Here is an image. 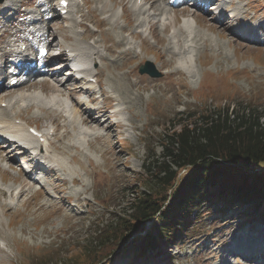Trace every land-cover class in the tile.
<instances>
[{"label":"rangeland","instance_id":"374dc122","mask_svg":"<svg viewBox=\"0 0 264 264\" xmlns=\"http://www.w3.org/2000/svg\"><path fill=\"white\" fill-rule=\"evenodd\" d=\"M9 1L15 2V8L13 7V11L8 13L9 18L7 20L0 21V36L6 31V28L2 27L3 25L14 24L13 21L16 23L15 26L13 25V30L11 25H8L7 32H10L9 35L11 36L6 33L0 39L4 41L0 44V54L1 52L6 53L4 51L6 49H11L10 41L16 42L13 40L24 38L21 28L16 32L17 34L15 30L24 23L28 24L30 19L37 18L38 14L34 11L36 8H40V4L45 5L52 2L55 9L57 5V0H46L47 3L45 0H32L31 4L28 0ZM102 1L107 7H113L111 0ZM134 1L136 0L131 1V5H134ZM160 1L159 3L164 7V12L169 14L161 15L162 17L157 16L147 12V5L142 7L146 10L147 15L140 18L139 27L136 25L132 28L133 31L141 32L143 38L139 39H133V37L131 39L123 35L125 33L120 32L117 28L127 29L131 32V26L135 23L129 12H127L129 14L127 21L129 26L123 22L124 20L119 19L120 6H124L123 0H117L116 5L119 6L112 8L113 13L118 16L117 21H115L117 27L111 28L105 23V26L101 28L100 35L96 34L89 40L85 36L92 33L93 30L92 26L86 23H91L93 29L95 28L94 23L86 21L84 22L85 26L74 25L72 29H66L71 25L67 24L66 20L59 18L55 11V13L53 12L54 16L50 22L58 23L52 26L51 32L55 34L54 38L56 37L60 42L64 43L61 37L71 34L72 31L76 33V38L81 41L82 45L89 46L94 42L98 46L103 45V49L98 48L103 61L99 64V59L96 60L95 67L101 65L104 73L103 88L109 94L112 93L111 90L109 91L108 84H105L107 79L111 82L120 83L123 87L121 91L124 93V97H127L126 90L129 82L126 78H120L131 66L135 67V77L131 78V82L135 81L136 77H141L138 86L140 88L146 86L147 90L141 93L138 101L134 103V107L132 106L131 113L133 116H129L125 112L118 115L123 118L122 122L124 121L125 124L131 122L134 127L131 129L124 126L122 133L114 130L113 133L116 136L102 139L97 144H93L92 149L89 147V143L93 136L81 134V132H90L86 130L87 128L78 125L76 128L79 133H75L63 123L65 128L71 131L75 137L72 141L79 144V152L69 150V154L63 156L51 154L49 157L53 159V162L62 163L61 166L54 163L59 171L50 174L47 179H45L46 174L44 172L37 176L29 174L24 169L26 165L24 159L21 160L14 149H6L4 141H0L1 150H5L7 159L14 163L12 168L7 169L9 163L0 161V180L6 181L5 184L0 181V190L2 188L5 190V187L16 190L17 185L12 184L14 179L20 180V182L24 179H35L37 182L32 187L33 189H27L22 198L19 199L20 201L16 198L17 196L8 197L7 194L3 197V192L0 191V264H78L82 261L83 257L75 259V257L69 258L68 256L73 257L81 254L82 248L87 246L86 244L93 236L92 230H94L96 219L101 218L103 213H108L105 207L118 208L117 204L125 202L123 191L135 190L137 187L139 190L141 189L139 183L145 186L149 185V180L144 178L142 163L153 153L159 155L160 149L155 148V146L159 141L158 137L164 131L171 130L173 126L174 129L178 128L179 119L175 117L176 113L187 108L189 110L196 109L201 107L200 104L202 103L203 107L206 108L205 110L208 111H213L215 106L222 108L224 105L230 104L231 108L250 106L253 109L256 107L258 108L255 109L257 112L264 114V40L249 43L248 37L241 38L232 31L235 24L230 18V15H237L238 18L244 15L254 17L256 19L249 23L241 18L243 25L252 26V22H256L261 23L264 27V0H223V6L228 7L230 4V10L219 15L211 13L214 6L210 7V4L201 9H191L186 6L187 4H181L178 7H168V10L165 6L166 3L163 0L161 1L163 3ZM75 4L80 6L79 11L88 20L96 19V22L101 20L102 16L98 12H95V15L92 13L96 6L95 0H89V5L86 8L82 7L80 0H76ZM181 8H185L184 10H187L189 14H193L194 19H197L196 21L204 19L209 23H216L214 30L209 32L206 27L195 28V25L194 28H190L192 26L186 27L184 26L187 24L185 17L184 20L178 17L176 19L178 23H176L172 19V10H182ZM25 10L28 14L21 16ZM125 10L127 11V9ZM18 16L20 17L18 18ZM74 16H76L75 13ZM45 17H47L45 21L51 18L47 14ZM222 21H225V25L228 26L227 30L221 26ZM75 22L79 23L77 18ZM154 23H156L155 26ZM189 24H192L190 20ZM166 25L169 26L167 30L169 32L162 30ZM35 26H37L36 28L42 27V25ZM86 26L85 35L81 37L84 29L80 27L85 28ZM149 27H151L150 33L157 30L156 34L161 39H167V42L158 45L155 38L147 34ZM253 37L259 38L256 34ZM39 38L41 39V35ZM119 38H124L126 45L115 48ZM24 39L25 43H36V39H33L32 36ZM168 42H170L169 46ZM19 47L21 48V43H17L16 48ZM123 47L131 48L130 58L136 55L138 59L120 72L116 69L125 62L124 57H118L120 53L124 52ZM55 49L58 48L53 46L49 51H55ZM110 49H113L114 55L104 51ZM146 60L151 63L156 73L161 74L159 77L150 78L147 74H138V67L143 65ZM162 60L169 63V66L163 68ZM56 67L49 69V71L45 69L46 73H43V77L33 79L37 82L45 80L49 84L52 83V80L62 83L61 80L64 78L63 76H66V73H57ZM146 70L150 71V67L147 66ZM48 73L53 77L46 75ZM31 82L32 80H28V83ZM43 86L45 89H49L46 87V83ZM5 89L6 86H1V90L4 92L1 91L3 93L0 95V101L1 96L6 93ZM131 92L134 97L137 96L135 90ZM58 100L60 99L58 98ZM80 100L83 102L82 99ZM60 101L69 109V100L61 98ZM104 104V102L98 101L93 106H103ZM237 104H241V106ZM4 107L5 105L3 107L1 105V109H5ZM87 107L89 106H85V108ZM244 111L247 113L248 110L245 108ZM71 112L70 109L69 113L71 114ZM239 112L241 113L242 109H239ZM9 114L12 115L13 113L9 112ZM24 114L22 111L19 112L20 116ZM28 114L26 117L32 119V123L29 125L31 128L37 127V129H44L45 131L46 128H55L56 126L51 123L50 118L45 117L44 113L31 111ZM183 119L184 117L180 120ZM60 123L62 124L60 121L58 125ZM6 124L9 125H6L7 127L4 125L6 130L7 128L10 130L16 125L19 128L22 126V130L24 129L23 123L19 122L18 118L7 121ZM76 124H79L78 121ZM55 131L56 134L61 135L63 129H55ZM98 132L103 133L104 131ZM89 134H93V132ZM55 140L54 138L50 141L49 148L52 144H57ZM73 155L76 156L78 162L72 164L69 160ZM187 174L188 169L185 172H179L177 182ZM42 177L43 179H41ZM74 178H78L80 181L71 185V180ZM61 179H64L66 183L64 182L63 186L59 187L62 182ZM41 182L44 186L40 184ZM41 187L47 194L40 195V192H37ZM52 188L57 191L55 194L58 196L53 194ZM152 197L156 199L155 196ZM66 198L69 199V202L65 200ZM5 203L12 205L11 209H8ZM252 211H254L253 207H241V209L237 207L235 209L230 208V206L226 207L222 203L206 208L203 205L197 206L189 214L190 226L186 227V234H181L180 237L176 236L167 242L164 241L165 243L162 242V246L155 247L152 253L146 251L140 258L136 252L137 244L125 246L110 256L104 264H246L248 260L244 257L248 256L250 252L242 253L241 249L253 248L255 250L252 251L255 253L264 251V218ZM244 212L250 215L243 217L242 214H246ZM225 241H228L227 244L230 243V247L223 246L226 244ZM109 244L104 252L102 250L100 252L110 254L119 246L116 240ZM234 248H237L239 252L235 251ZM251 261L255 264L257 260Z\"/></svg>","mask_w":264,"mask_h":264},{"label":"trees","instance_id":"16d2710c","mask_svg":"<svg viewBox=\"0 0 264 264\" xmlns=\"http://www.w3.org/2000/svg\"><path fill=\"white\" fill-rule=\"evenodd\" d=\"M218 107L175 114L178 128L164 131L155 146L159 155L152 152L142 163L149 185L123 191L125 202L118 208L105 207L108 213L96 219L87 246L69 258L83 257L78 264H104L131 244L138 245L139 254L153 250L186 233L189 214L197 206L253 207L264 217V114L250 106H245L247 113L230 104ZM187 169L177 182L178 173ZM115 240L118 248L103 254Z\"/></svg>","mask_w":264,"mask_h":264},{"label":"bare ground","instance_id":"6f19581e","mask_svg":"<svg viewBox=\"0 0 264 264\" xmlns=\"http://www.w3.org/2000/svg\"><path fill=\"white\" fill-rule=\"evenodd\" d=\"M7 1L9 2V0H7ZM74 1L75 0H72L71 9L69 11L71 12V10L76 9L75 11L79 16L80 21H79V23L75 22L76 20L74 19L73 16L66 17L65 18L66 21H68L69 22L68 24L71 25V26H68L66 29H72L74 25L85 26L84 22L91 21L92 23H94L95 28L93 29L92 33L85 36L89 40V39L93 38V36L95 37L96 34H98V36L100 35L101 28H102V26H105V23H106V25L110 26L111 28L117 27V22H115V21H117L116 15H115V13H113V10H112L113 7L119 6V5H116L117 0H111V3H113L112 4L113 7H111V6L107 7L105 5V3H103L102 0H95L96 6L92 10V13H94V15H95V12H98L99 15L102 16L101 20H97V22H96V19L88 20V18L86 16L82 15L81 12L79 11L80 7L78 5L75 6ZM82 1H83V5H85L86 7L89 5V0H82ZM131 1L132 0H123L124 6H120L121 7L120 9H122V11H123V14L120 16V18L124 20L123 22H125L127 24V26H129V23L127 22L129 14H130L131 18L134 19L133 21L135 23L133 24V26H131V32H129L127 29H122V28L117 27L120 30V32L122 31V33H125L123 35H126L131 39H132V37H133V39L143 38L142 35L140 34L141 33L140 31H136V30L133 31L132 28L136 27V25L138 26L141 24L140 18H143V16L145 17L147 15L146 14L147 12L154 13L157 16H161V15L166 16L167 14H169L166 11L164 12V7H162V5L159 3L160 0H142L143 4L139 7L135 5V1L133 2L134 5L133 4L131 5ZM166 1L167 0H163V2L166 3L165 6L170 7L171 0H169V2L168 1L166 2ZM214 1L219 2L221 0H214ZM45 2H46V0H45ZM163 2H161V3H163ZM6 3L7 2L4 0L2 3H0V21L9 18L8 13L15 8V6H14L15 2H14V4L11 6L12 8L8 11H5V4ZM53 4H52V2L48 3L47 6L40 4L39 5L40 8L38 9V13L39 14H40V12L49 13V14L53 13L57 9V7H59L57 4V7L55 9V7H53L54 6ZM76 4H78V3H76ZM144 5H147V12L145 9L142 8ZM42 8H44V9L42 11H40ZM125 9H127V11ZM181 9L182 10H180V9L179 10H172V14H173L172 19L176 23H178V21L176 20L178 17H181V18L185 17V20H187L186 21V23H187L186 27L195 25L198 28L204 26L209 30V32H212L214 30V26H216L215 25L216 23H214V22L209 23L208 21H206L204 19L200 20V21H196L197 19L196 20L193 19L194 18L193 14H189L187 12V10H184L185 8H181ZM218 10H219V7H218ZM127 12H129V14ZM91 15H93V14H91ZM40 16H41V19L38 22L45 25L43 28H39L37 30L32 28L31 30H29L28 25H30L31 27H35L34 25L36 23H38L34 20H29L27 26H25L26 24L22 23L23 25H21L22 26L21 32L24 33L26 31H28L29 34H33L35 37L37 36L39 43H42L43 47H45L47 49V51H49L50 48H52L53 46L54 47L56 46V48H58V49L63 48V50H69L71 52L70 57H73L75 60L81 59L86 63H90V62H94L95 60L99 59L100 60L99 64H101V61H103V58H102L101 53H100L98 48L101 47V49H103L104 48L103 45L98 46V45H96L97 43L94 42L93 44H91L89 46H87V45L85 46L84 44H83L84 45L83 46L81 41L77 40L76 33L72 32V31L70 32L71 34L64 35L61 37V38H63V41H64V43H62L59 40H57L56 37L54 38L55 34H53L51 32L52 26L57 25L58 22L54 21L55 23L53 24L52 21L51 22L45 21V16H43L41 14H40ZM230 17H233L232 20L234 21V23H236L237 25H240V27H241V21L238 17H236L235 15H230ZM243 17H244V19H247L248 22L254 21L256 19L254 17H247L245 15ZM189 20L192 23L191 25L189 24ZM153 25L155 26L156 23H154ZM221 26H224L226 28L225 30L228 29V26L225 25V21H222ZM261 27H262L261 25H258L255 28L254 27H248V28L246 27V28H243V30L248 32L249 34H251V33L257 34L256 30L262 31L261 32L262 38H264V29H263L264 27L262 29H261ZM150 28L151 27L148 28L147 34L154 37L155 41L158 45L159 44L163 45L167 42L166 41L167 39L166 40L161 39L159 37V35L156 34L157 30H155L154 33H150ZM168 28H169V26L166 25L162 29L163 32H166L168 30ZM151 31L153 32L152 29H151ZM167 32H169V31H167ZM6 33L9 35V33L6 30L4 32V34L0 36V39L2 37H4L6 35ZM38 33L41 34V39L39 38ZM237 33L241 34V32H239V31H237ZM242 34L245 35L244 32ZM254 34H252V35H254ZM84 35H85V33L83 35H81V37H83ZM180 35H181V33H180ZM9 36H11V35H9ZM122 37H124V36H122ZM253 38H254L253 39L254 42H260V38H256V37H253ZM124 40H125L124 38H119L118 43H117L115 48L120 47L121 45H126V43L124 44V42H126ZM83 41H84V39H83ZM2 42L3 41L0 40V43H2ZM16 43L17 42H11V45L16 46ZM68 43H69V45H68ZM169 45H170V42H168V46ZM170 49H171V46H170ZM104 51H106L110 55H114L113 49L104 50ZM131 52H132V49L127 47V48H124V52H122L118 55V57H124L125 62L123 64H121V66L118 69H116V71L121 72V70H123L124 68H127L133 61L138 59V56H136V55L134 57L130 58ZM1 56H6V53L3 52L1 54ZM63 59H65V58L62 57V58H58L56 60H63ZM0 62H1V58H0ZM52 62H54V61H48V63H46V64L48 66H50ZM161 65L163 68H165V67L169 66V63L162 60ZM7 67L8 66H4L3 70L7 71ZM58 68H60V66ZM64 71H67L69 74L67 73L68 76H66V79L63 83H59L56 80H52V83H50V84H49V82H47L45 80L42 82H37L34 79H27L26 81L25 80L24 81H18L14 71L8 72L7 75L5 74V71H4V74H5L4 76H3V74H0V81H4L2 86L5 85L6 89H7V90L5 89L6 93H4L3 96H1L2 99L0 101V104L4 103V105H6L5 109H3V108L0 109V135H1L0 139L5 140L7 142V143L4 142V144L6 145V149L9 150L10 148H12V149H14L16 154H19V157H24L23 159H26L27 166L30 167V169H31L30 171L33 173H37V172L41 173L42 171H41L40 167L33 165V159L29 156L30 155L29 152L28 151H22L19 148L17 149V145L15 144V141H7L6 140V139L10 138L9 133L12 132V128H14V129L19 128V127H17L16 124H15L16 127L15 126L12 127V124H11L12 128L10 129V127H9L10 130H8V128L6 130L4 125L5 126L8 125V124H6L7 121H9V120L11 121L15 118H18L19 121H21L23 123V125L29 126L30 123H32V119L26 117L29 115L28 114L29 112L38 111V112H41V114L44 113L45 117H47L48 119L50 118L51 123L56 125L55 128L53 127L54 129H56V130L63 129V132L61 131L62 132L61 135H59V133L58 134L55 133L54 137L56 139L55 141L57 142V144H54V145L52 144L53 146H51V149L49 150L48 153L49 154L54 153V155L56 154V155L63 156V155L69 154L68 153L69 150H75V151L79 152L78 150H79L80 146L77 142L72 141L75 137H73L72 132L68 130V129H71L73 132L79 133L78 129L76 128V127H78V125L79 126L82 125L83 128L84 127L87 128L86 130L93 132V134H89L90 132H84V136L85 135H92L93 136V139L91 141L89 140L90 141V143H89L90 148L92 147L93 144H97L102 139H108L111 136H116L113 133L114 130H117L118 132L122 133V129L124 126H128L132 129L134 126L131 122H126V124H125L124 121L123 122L121 120L112 121L111 119L116 118L118 115L124 114L123 112L127 113L129 116H133V113H131L132 109H133L132 106L134 107V103L136 101H138L137 99L141 96V93L145 92L147 90L146 86H141V88L138 86L139 80L142 79L141 77H136V80L131 82V78L135 77V67L134 66H131L127 72L123 73V75H121V78L114 76V77H117L120 79L126 78L127 81L129 82V85L127 86L128 88L126 90L127 97H124V93L121 91V88H123V87H121L120 83H118L116 81L111 82L110 80L107 79V82H105V84H108L109 91L111 90L110 92L112 94H109L106 91V89L103 88L104 82L102 81V78L104 76L103 75L104 73L102 71L101 65L96 67L95 69L92 68V69H88V70H83L82 75H87V76L95 79V82L97 85L96 88L98 89L99 94L102 98L101 101L105 103L103 106H93L96 102V101H93L94 102V104L92 105L93 107L90 110H88L89 108H85V104H83V102H81V100L79 99V96L85 95L89 99L88 101H90V100H92V96H93V98H96L97 95L95 96V94L94 95L91 94L89 92L90 89L87 88V85L83 88L82 86H80L79 82L74 81L73 77L71 76L72 74L70 73V70L69 71L67 70V67L64 69ZM11 80H17L18 82L16 85L10 86ZM28 80H32V82L28 83ZM84 80H85V77H83L82 81H84ZM45 83H46V87H49V89L44 88L43 85ZM132 90L136 91L137 96H135V97L133 96V94L131 92ZM37 92L41 93L43 95V97H45L44 100L40 99L37 96V94H36ZM58 98L60 100H61V98H66L67 100H69L70 107H71V108L69 107V112L71 109L72 110L71 114L70 113H69V115L66 114L68 111L64 107L63 103H61V101L58 100ZM2 107H3V104H2ZM20 111L24 112L25 114L20 116L19 115ZM9 112H12L13 114L10 115ZM93 115H95V116H93ZM6 117H8L9 119H7ZM40 118H41V116H40ZM60 121L62 122V124L60 123V125H58V123ZM77 121L79 124H76ZM63 123H65V125L68 127V129L65 128L66 126ZM49 124H50V122H49ZM41 126H43V125H41ZM21 127L19 128L20 130H22ZM53 128H47V129H45V132H47L48 130H53ZM100 130H103L104 132L103 133L98 132ZM81 134H83V133H81ZM6 137H8V138H6ZM1 148L2 147H0V161H5V162L9 163L8 167L12 168L14 163H12L11 161H9L7 159L8 158V157H6L7 152L5 150H1ZM103 154L104 153L102 152V155ZM69 162H71L72 164L74 162H78L76 156L75 155L71 156ZM54 163L61 166L62 162L59 163V162L55 161ZM50 169H51V171L46 174V178L44 177L45 179H47V176H50V174L56 172V170L54 168H50ZM41 179H43V177ZM61 180H62V182L60 183L59 187H62L64 182L66 183V181L64 179H61ZM71 181H72L71 182L72 184H77V183H79L77 181H80V180H78V178H74ZM16 182H18L20 184H18ZM12 183H14V185H17L16 190L14 188L12 189V188L8 187L5 190L2 188L0 191L3 192V194H2L3 197H4V195L8 194V196H10V197L17 196L16 198L18 200L22 198V195L27 191L28 188L31 189L35 184H37V182L35 180L33 181L30 179L29 180L24 179L23 181L21 180V182H20V180L14 179ZM40 184L43 185L42 182ZM43 191H44V188L41 187L39 189V191H37V192L38 193L40 192V195L47 194V193H45V191L44 192ZM53 191L57 193V191H55L54 189H53ZM65 200L69 202L68 198H66ZM5 204L8 207V209H11L12 205L10 206L7 203H5ZM227 242L228 241H225L226 244H227ZM228 245H229V243H228ZM246 254H247V252H246ZM248 255H250V254H248ZM253 259L257 260L255 264H263L264 263L263 252L255 253ZM251 262L252 261H248V262H246V264H250Z\"/></svg>","mask_w":264,"mask_h":264},{"label":"water","instance_id":"95a60500","mask_svg":"<svg viewBox=\"0 0 264 264\" xmlns=\"http://www.w3.org/2000/svg\"><path fill=\"white\" fill-rule=\"evenodd\" d=\"M148 65V64H147ZM140 74L148 73V71L145 70V68H140ZM151 77H159V74L155 73L154 71L148 73Z\"/></svg>","mask_w":264,"mask_h":264},{"label":"snow or ice","instance_id":"6c2138e0","mask_svg":"<svg viewBox=\"0 0 264 264\" xmlns=\"http://www.w3.org/2000/svg\"><path fill=\"white\" fill-rule=\"evenodd\" d=\"M64 2V0H61V3H63Z\"/></svg>","mask_w":264,"mask_h":264}]
</instances>
